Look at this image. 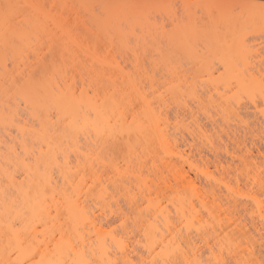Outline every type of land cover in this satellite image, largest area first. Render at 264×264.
Returning a JSON list of instances; mask_svg holds the SVG:
<instances>
[{
    "label": "rangeland",
    "instance_id": "obj_1",
    "mask_svg": "<svg viewBox=\"0 0 264 264\" xmlns=\"http://www.w3.org/2000/svg\"><path fill=\"white\" fill-rule=\"evenodd\" d=\"M61 1L0 0V29L12 40L17 36L28 39L19 41L17 49L28 54L26 64L29 67L28 70L24 68L23 75L38 80L48 67L53 65L60 71L62 66L65 69L61 67V71L65 70L67 76L71 77L77 92H86L89 97L98 98L99 103L103 97L109 101L112 99L116 104L111 101V105L118 106V111L114 112V109L113 113L123 114L125 122L132 127H136L135 122L139 118L144 127H150L145 117L143 95L154 110L152 114H157L158 120L163 121L159 124H162V130L166 131L171 141L167 138V148L161 149L158 140L149 135L147 130L150 128L147 127L149 134L146 136L149 137L143 136L146 138L144 140L137 133L130 134L131 130L126 131L128 135L126 132H122L120 137L116 134L117 138L83 133L74 134L76 137L80 135L75 139L55 110H51V116H45L47 122H44L41 112L25 104L12 85L0 79V107L4 111L1 113L5 115L9 112L10 115L12 106L16 105L14 107L18 113L17 117L14 112L11 114L13 122L19 125L23 121L25 128H29L25 129L22 137L16 131L15 124L7 121L9 127L0 125V140L8 142L12 137L8 144L13 145V149L16 147L15 152L18 153L15 156L23 155L26 158L23 149H19L22 148L18 146L19 141L36 153L39 140H36L38 137L33 132L41 129V116L43 125H48L45 127L48 132L54 133L52 140L54 156H58L57 165L64 163L63 156L70 160L73 167L70 173H66L58 169L60 167L56 163L54 167L51 166L54 189L57 190L54 203L58 204H54L53 210L50 209L54 224L47 220L50 225H43L49 229L47 233L54 230L53 239L50 238L51 234L47 235L50 240L57 243L60 235L69 232L71 236V228L60 203H64L62 200L66 196L72 197L69 198L71 200L80 196L79 202L86 209L89 208L90 215L94 212L96 217L91 216L98 219L101 230H108L105 233L110 232L113 236H109L119 239L120 244L117 243L116 247L127 246L130 247H126L129 251L132 247L133 254H129L133 258L132 264H162L146 257V240L142 235V228H146L143 224L153 220L151 217L158 210L166 212L173 220L172 224L181 227L179 237L182 239L178 241L182 250L188 251L189 247L195 251L197 249L199 264H257L256 260L258 264H264V219L259 217L255 204L259 202L264 211V90L242 88L233 81L236 66L240 78L249 77L245 74L251 68L254 78H260V84L264 86V0H169L167 6L161 8L166 9L167 13L162 12L154 2V6H148L143 4L144 1L132 0L134 7L132 3H126L119 14L110 19L102 10L101 0ZM181 29L185 33L188 31V35L182 33L180 37L178 31ZM238 43L248 52L243 47L241 49ZM235 49L239 57L235 56ZM243 50L245 55L249 54L245 66L240 63L245 56ZM34 51L40 53L38 59V53ZM188 52H191V56ZM6 53L7 68L12 71L14 80L18 81L20 75L17 76L16 68L12 67L9 60L11 54ZM195 53L198 56L196 54L194 57ZM208 68L210 73L206 71ZM239 71L243 74H239ZM131 84L136 85L132 87ZM118 121L122 122L120 119ZM143 122H147L146 125ZM73 146L80 147L81 152ZM167 149L171 151L166 153ZM37 153L35 157L40 156ZM31 154L26 158L30 163L35 160ZM19 157L15 158L20 160ZM40 158V161L43 160ZM40 161L37 167L40 165L39 170H42L43 163ZM179 172L185 176L180 177ZM78 189L79 193H76ZM188 203L195 208H190L193 209L192 215L200 213L195 215L199 219L190 217L194 226L189 235L177 214L179 206L184 213L191 211ZM189 214L185 215L189 218ZM158 218L160 221L161 217ZM43 226L40 224L38 229H44ZM45 229L41 231L44 234ZM203 229H208L207 233ZM44 234H37L39 240L40 237H47ZM95 234L90 227L89 234L85 236L94 241ZM106 240L110 242V237ZM36 243H32L35 244L34 248ZM112 243L110 249L115 250ZM121 253L116 254L117 263L127 264ZM188 255L191 253L188 252ZM253 255L256 260L254 258L252 261ZM120 257L124 260H119ZM178 258L174 264H184ZM96 262L93 261L98 264Z\"/></svg>",
    "mask_w": 264,
    "mask_h": 264
},
{
    "label": "bare ground",
    "instance_id": "obj_2",
    "mask_svg": "<svg viewBox=\"0 0 264 264\" xmlns=\"http://www.w3.org/2000/svg\"><path fill=\"white\" fill-rule=\"evenodd\" d=\"M101 1L103 2L102 10L106 13V15L108 16L109 19L112 18L115 14H119V12L123 9V7L126 5V3H129V2L132 3V0H126L127 2L125 0H101ZM140 1H142V2L144 1L143 4L144 3L147 5L149 4L148 6H150L151 4H153L152 2H154L158 7H160V10L162 12L167 13L166 9H165V11L162 9H164L167 6V4L169 3V0H151L150 2H148V0H140ZM155 4H153V6ZM56 5H57V3H56ZM132 5L134 7L133 3H132ZM40 6H41V4H40ZM130 8H131V6H130ZM36 9H37V7H36ZM60 16H62V14ZM62 18H64V16H62ZM0 21H1V18H0ZM55 21H56V19H55ZM59 22H61V21L59 20ZM64 22H66V21H64ZM36 23L37 22H34V24H36ZM176 25L178 26V24H176ZM2 30L3 29H0V69L2 68L1 70L3 72L2 73L0 72V76H1L0 79H2V80L4 79V81H6V83H10V85H12V88L16 90V93L23 99V102L25 104L30 105L32 108H34V110L36 109L35 111L41 112V114H43L41 116L44 117V122L45 121L47 122V120H45V116H47V115L51 116L50 115L51 110H55V113H57V115H58L57 117L62 118L64 120L65 127H67L68 130L73 133V134H71L73 136H74V134L78 135V134H83V133L84 134L85 133H91L95 136L109 137V138L110 137L113 138V136H114V138L115 137L117 138L118 134L120 137L121 135H123L122 132L124 134H126L127 133L126 131L131 130L130 134L133 135L135 133V135H136V133H137V135H140L141 136L140 138H142L143 140L146 139L143 136L147 137L146 136L147 134H149V133H150L149 135L152 134L154 139H157L158 142L160 143L159 145H161L160 146L161 149H162V147L164 149L166 147V145H168L167 142H169L168 139H170V138H168V136H167L168 134L166 133V131L164 132L162 130V127H161L162 124H159V123H163V121L161 122L160 120H158L159 118H157L158 117L157 114L156 115L152 114L154 110L151 109L150 106L147 104L146 101H148V100L146 98H144L143 95H141L143 98V99L142 98L141 99L146 104V108H145L146 109V113H145L146 116L145 115L144 116L147 118L149 126H150V127L146 126L147 128H150L148 130L146 129V127H144L141 124V121L139 118L140 116L137 117V118H139L138 120L140 121V124H139V121L137 122V119H136V122H135L136 127L133 126L134 127L133 128L130 125L128 126V123L125 122V120H124L125 117L123 116V114H121L119 112L122 117L120 116L119 113L117 115H116V113L114 114L113 111H114V109H115L114 112L118 111V109L116 110V108L118 106L111 105L112 103L113 104L115 103V101H113L112 99H110L112 101V103H111V101H109V99H106L105 97H103L104 98L103 99L101 97V99H103V100H101V102L99 103L96 100L98 98H96V99L93 97L91 98L87 95L86 92H83V91L77 92L76 87L73 86V84H72V80L70 79L71 77L67 76L65 70L63 72L61 71L62 68H64L62 66H60V71H58L59 69L56 66L55 67L58 70L52 64H50L52 66L48 67V70L45 68L46 73H44L45 72V69H44V72H43L44 75H42V77L38 80H34V78L30 77V76L25 77L23 75L24 71H25L24 68L26 67L28 70V67H29V65L26 64L27 63L26 57L28 54H25L24 52L18 51L17 49L19 47V43L23 39H27V38L23 37V39H21L22 36H17L16 37L17 39L13 38V40H12V39L8 38L11 36L6 35L5 31L4 30L2 31ZM181 31H182V29L180 31H178L180 33V37H182L181 36L182 33L185 35L186 34L188 35V33H189L188 31H187V33H185L184 30L182 32ZM65 33H66V31H65ZM185 35H183V36H185ZM66 37H68V36H66ZM187 38L189 39L191 37L187 36ZM185 42H187V40ZM71 44H73V42H71ZM239 44H240L241 49L243 47V49L248 52V49H246L244 46H242L241 43H238V45ZM237 46H236V49L240 50L239 47L237 48ZM236 49L233 51L237 52ZM245 51L242 53L243 55H245ZM6 52H9V54H11V55H9V57H10L9 60L12 63V67L14 69L16 68L15 71L17 72V76L20 75L18 77V81L14 80L13 75L11 73L12 71L7 68L8 63L6 61L7 60V57H6L7 53ZM35 53H38V55L36 54V57L40 55L39 52H35ZM188 53H189V55L191 54V52H188ZM238 53L239 52H237L235 54L236 57L237 56L239 57V55L241 54V50H240L239 55H237ZM253 53H254V51H253ZM196 54L197 53H195L194 57H196ZM29 56H30V54H29ZM43 56H44V54H43ZM197 56H198V54H197ZM246 56H249V54L248 55L246 54L243 58H242V55L240 56L243 59L242 62H240V63H243L242 66H245L244 64L248 63V61L246 60V58H247ZM256 57H258V56L256 55ZM37 59H38V57H37ZM237 60L241 61L240 58H238ZM232 61H234V60L232 59ZM41 62L42 61H40V63ZM35 63L33 65H35ZM37 63L40 64L39 62H37ZM234 63H235V61H234ZM250 64H252V63H250ZM204 65L206 66V64H204ZM208 65H210V64H208ZM247 65H246V68H248V66H249V65L248 66ZM235 68L234 69L238 71L237 66ZM209 70H210L209 68L206 69V71L208 73H210ZM244 70H245V68H244ZM237 71L235 72V79L233 81L234 82L236 81L237 82L236 84H238L240 87L241 86H242V88L246 87V89L254 88L253 90H255L256 88L264 90V86H262L260 84V81H259L260 78L259 79L254 78V76H253L254 70L252 71L250 68V71H249V69H247L248 74H245V76H249V77H245V78H247V80L244 77L240 78L239 75H237L238 74ZM251 71H252V73H251ZM241 73L239 71V74H241ZM250 73H251V76H250ZM256 78H258V76ZM69 80H71V82ZM251 80H252V82H251ZM247 82H249L250 84ZM135 85L131 84L132 87L133 86L135 87ZM130 89L132 90V88H130ZM133 89H135V88H133ZM258 89H256V90H258ZM137 91H138V89H137ZM138 93H139V91H138ZM140 94H139V96H140ZM133 97H129V98L131 99ZM105 99L108 101H106ZM14 106H16V105H14ZM14 106H12V109H14V110L11 109L10 115L8 114L9 112L7 114L4 113L7 116H5V115H3V113H1V111L2 112H4V111H3L2 107H0V113L3 115V116L2 115L0 116V125L3 126L5 124L9 127L10 123H8V122L10 121L12 125L15 124L14 127H16V131H19L18 133H20V135L23 137L24 134L26 133L25 131L28 130L29 128L28 127H27L28 129L25 128V126L23 125L25 123H23V121H22V123H19L20 126L18 124H16L15 122H13L14 117H12L11 114L14 112V114L16 115V112H17V108L15 109ZM5 111L7 112V110H5ZM142 115H143V113H142ZM16 117H17V115H16ZM18 117H19V115H18ZM40 117H39V119H40L39 122H40V126H41L40 128L41 129L39 131L34 130L35 132H33L32 129L30 131H31V134L34 133V135L35 136L37 135V137H38L36 140L37 141L39 140L38 141L39 147L38 148L36 147L37 148L36 153L38 152L40 154V156L39 155H37V156L39 158L42 157V159H43V160H41L42 162L38 159V157H35L36 155H34V154H36V153H33V150H31V147L29 148V146L25 145L24 142L19 141L20 145H18V146H20L22 148H19V147L18 148L21 149V151L23 149L22 153L25 152L24 155H26V158H29L28 156H30V154L33 153V157L31 154V158H33L35 160H33L32 163H30V160H28V159H27L28 161H26L25 156L22 157L23 155L21 157H19L18 155L15 156V153H18V152H15L16 147H15V149H13L14 146L12 145V147H11V145L8 144L9 140L12 137L8 140V142H2L0 140L1 141V143H0V264H94L95 263V262L93 263L94 260H96L97 261L96 263H98V264H118L117 260H116L117 259V256H116L117 252L118 253L122 252L123 257L125 256V260L123 259V257H122V259L120 257L119 260H124V262L127 260V264L128 263L132 264L133 258L131 259L130 258L131 255H129L132 253L131 252L133 250L132 247H131V251H129V249H126L127 246L123 247V245H121V246L116 247L117 243H119V241H118L119 239L118 238L115 239L114 237H111L113 235H112V233L109 234L110 232L105 233L108 230L107 231L104 230L105 232H103L101 230L102 226L100 224H98L99 223L98 219L96 218L97 220H95V218L93 216H91V215H94L96 217V215L94 214V212L91 215L89 214L90 212H88L89 210H87L89 208L87 207V209H86L84 204H81V202H79V200L81 201V199H79L80 196L77 197L78 194H76V197L78 199L74 197L75 199L71 200L69 198H72V197L68 196L69 198H67V196L66 197L64 196L65 199L62 200V201H64V203H62L60 201L61 202L60 204L62 205L61 207H63V210H64V215H65V219L67 221V224H68L69 228H71L70 229L71 236H74L75 239L72 237L73 238V240H72L71 236H69L70 232H69V234L64 232L66 234L60 235L59 242L54 243V240H52L53 239L52 236H54V235H52V232L54 230H50L51 232L47 233V230L49 231V229H47L46 226H45V228H46L45 229L43 225L48 223L47 220H49L50 223L52 222L54 224V219H52V218H54V216L52 215V217H51V215H50L51 210L50 209H52V208L54 209L55 208L54 204L57 203V202L54 203L55 202L54 201V198H55L54 194H55V192L57 193V190L54 189L55 185L53 184L54 178L52 176L53 174L51 173L52 172L51 166L54 167L55 166L54 164L56 163V166L60 167L58 169H61V171H66V173H68V172L70 173L72 170L71 168H73V167L71 165L70 160L67 159V157H66V159H67L66 160L65 157L63 158V156H62V161L64 163H62V164L60 163L62 166L60 164H59L60 166L57 165L59 163V162H56L57 161L56 158L58 156L57 157L54 156L55 155V153H54V141H53L54 138L52 137V134H54V133L48 132L47 128H45L48 125L44 126L45 124L43 125V123H42L43 118L42 117L40 118ZM119 119H120V121L122 120L121 123L118 121L120 124L117 122V120H119ZM142 121H145V120H142ZM19 122H21V120ZM116 122H117V124H115ZM143 123H145V125H146L147 122H143ZM42 127H44V128H42ZM199 129H200V126H199ZM144 130L149 131V133L147 131L145 133ZM12 131H13V129H12ZM201 131L204 132L202 129H201ZM9 132H10V130H9ZM27 133H28V131H27ZM9 134H7V136ZM116 134H117V136H115ZM190 134H191V131H190ZM127 135H128V133H127ZM149 135H148V137H149ZM200 135H201V133H200ZM202 135H204V134H202ZM79 136H77V137H79ZM205 136H206V134H205ZM77 137L74 136L75 139ZM0 139H1V137H0ZM22 141H23V139H22ZM170 141H171V139H170ZM175 141L176 140H174V142ZM158 142H157V144H158ZM4 143H6V144L4 145ZM72 143L75 146L76 143L74 141H72ZM17 144H18V140H17ZM171 145L174 147L173 144H171ZM6 146L7 147L10 146V147H8V149H7ZM1 147L6 148L7 152L9 151L10 153H12L13 158H12V155H10V153H7L6 150L1 148ZM79 148H75V150H78L81 152V150ZM168 148H170V147H168ZM168 151H171V150L167 149L166 153ZM9 156H11V157H9ZM65 156H67V155H65ZM15 157H19L20 160H18V158H15ZM23 158H25V161ZM15 159H17V160H15ZM38 160L41 162V164L43 163L41 165V166H43L42 170H39L40 165H39V168L37 167V164H39ZM25 162H27V163L29 162V163L26 164ZM44 167H45V169L47 167L46 171H45V169L43 170ZM18 170L20 171V173ZM48 170H50V171H48ZM179 175H180V177H182L184 174L182 175L180 173ZM182 180L185 181V179H182ZM83 182H85V180ZM80 191H82V190H80ZM76 193H79V189ZM79 195H81V192ZM255 204L257 207L256 209L259 212L258 215L263 220L264 219V213H263L264 211H263L261 205L259 204V202L256 201ZM180 205H181V207L183 206L181 203H180ZM190 205L191 204H189V207H188L189 209L194 207L193 204H192V207H190ZM186 206H187V204H186ZM181 207L179 206V208H181ZM155 208L156 207H154V209ZM160 208H162V207H160ZM179 208L177 207V214H178V217L180 218V223L183 222V227H184L183 229H184V231H187V234L189 235V233L191 232L190 231L191 228L194 226L191 218H193V216H195L197 214L200 215V213H195V214L193 213V215H192V211H193V209L195 210V208L190 209L191 211H188L190 213L189 214L190 216L188 218L185 215L186 213L188 214V212H186L187 209L184 206L182 207V208H185V210H186L185 211L186 213H184V210L179 209ZM207 210H209V209H207ZM155 211H156V209H155ZM111 212H112V209H111ZM157 212H159V213L157 214ZM208 213H210V211H208ZM90 216L92 218H90ZM151 216H152V214H151ZM158 217H161L162 221L161 220L160 221L162 222V225H160L161 224V223H159L160 218H158ZM196 217L197 216H195V219H196ZM152 218H153V220H148V221L145 219V221H147V222L144 224H143L144 221L142 222L143 226L146 225L145 226L146 228H142V226H140L142 228V231L144 230L143 231L144 233L142 232V235H144V238L146 240V241L144 240L146 243V244H144L145 252L147 253L146 257H150L153 261L155 260V262L158 260L162 264H168V263L170 264L172 261H173L172 263L174 264V261H176L177 257H179L178 259L182 260L181 262H183L184 264H197V263L199 264V260L196 257L197 249L195 251V249L193 250V247L191 249L189 247L188 251L182 250L181 243L178 241V240L182 239L179 237V235H181V231H180L181 227L178 228V227H176L177 225L176 226L173 225L172 224L173 220H171L168 217V214H166V212L158 210L155 213H153V217H151V219ZM157 218H158V220H157ZM197 218L199 219L200 217H197ZM148 219H150V218H148ZM40 224L46 230L45 231V234L47 233L46 235L44 234V231L41 232L44 229H42V230H40L41 228L38 229V226L40 227ZM47 225H50V224H47ZM203 226H205V225H203ZM90 227H92V230L95 233H97V235L95 234L96 238L94 241H92V239L89 237L86 238V236H85V235L89 234ZM195 228H197V226H195ZM199 229H201V231H202V228L199 227ZM206 230H208V229H205L204 231L206 232ZM198 231H200V230H198V228H197L196 232L199 233ZM204 231H203V233H205ZM40 233L41 234L43 233L44 236H47V235L50 236L49 234H51L50 238H52V239L50 240V238L48 236H47L48 239H46L47 237L46 238L44 237V239L42 237H40L41 240L43 239L41 241L37 237V234H38V236H41ZM200 233H202V232H200ZM60 234H62L61 231H60ZM66 235H68V236H66ZM109 235H111V236H109ZM29 237L31 238V240H29ZM109 237H110V242H109V240H106L107 238L109 239ZM32 241H35V242H32ZM186 241H187V239H186ZM36 242H38V244ZM40 242H42V243H40ZM112 242L114 243L115 250L110 249L112 247L110 245ZM32 243H36L38 247L35 246V248H34L35 244H32ZM39 243L41 245H39ZM121 243H122V240H121ZM127 248H130V247H127ZM188 252L191 253L190 256H192V257H190L188 255ZM134 255L136 256V254H134ZM88 257H91V258H88ZM254 258H255V256L252 257L251 260ZM91 259H94V260L91 261ZM255 260H256V258H255ZM121 262H123V261H121ZM251 263H253V262H251ZM256 263L258 264L259 262L256 260ZM153 264H154V262H153ZM243 264H245V263H243Z\"/></svg>",
    "mask_w": 264,
    "mask_h": 264
}]
</instances>
